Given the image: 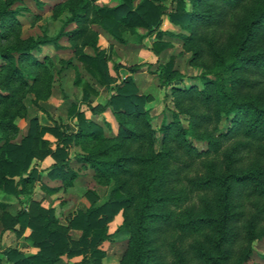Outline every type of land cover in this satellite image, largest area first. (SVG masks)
<instances>
[{
	"label": "trees",
	"instance_id": "16d2710c",
	"mask_svg": "<svg viewBox=\"0 0 264 264\" xmlns=\"http://www.w3.org/2000/svg\"><path fill=\"white\" fill-rule=\"evenodd\" d=\"M165 1L168 0H120L115 5L95 6L94 12L100 24L121 41L124 29L144 28L150 33L156 32V41L152 47L156 55L170 46L165 35L181 37L185 46L192 50L194 63L205 65L203 89L200 91L203 103L207 107L216 104V114L223 115L228 123L219 138L235 139L233 151L246 145L247 141L257 140L262 142L264 151V87L259 88L260 82L264 81V0H169L171 6H166ZM4 11H8L6 7ZM233 14H236L234 30L222 40L216 26ZM165 15L188 34L162 30ZM74 18L77 22H85L79 13H75ZM85 31L86 28H81L61 32L60 35L68 36L76 47V41L84 36ZM88 36L85 42H91L87 40ZM50 40L48 37L30 38L1 52L9 68L5 77L6 85L0 88V102L10 100L11 88L17 82L38 81V70L43 67V62L34 52ZM92 43L93 54L80 48L77 57L87 71L110 92L103 104L89 105V108L94 113L107 109L112 111L117 122L115 135L105 136L98 122L88 118L73 105L71 111L76 117L73 128L67 130L60 124L42 125L34 117L20 141H9L4 139V131L16 127L9 111H5L0 117V189L15 196L30 193L41 179L35 161L49 155L54 162L47 167L46 176L52 180L71 182L75 176L71 164L78 159L89 163L107 180H117V184L106 201L78 209L67 224L58 221L53 208H45L39 202H31L28 211L25 207L20 209L15 217L18 226H13V229L21 235L26 228H30L28 238L38 250L26 254L15 247L7 248L4 254L12 264H58L63 255L69 258L83 257L74 264H87L90 259L92 264H102L105 251L100 248V244L110 236L108 223L120 210L130 216L128 209L133 206V195L122 190L125 184V180L120 182L122 175L128 177L134 173L135 166L144 164L150 165V168L138 172L144 180L142 199L133 213L131 249L121 264H152L146 248L152 228L151 221L157 222L161 217H166L168 204L182 199L173 193H159V186L167 174L166 168L158 165L163 155L161 152L142 153L131 150L134 144L152 140L150 115L146 108L149 95L140 93L132 76L117 81L110 73L106 50L96 46V41ZM207 54L213 60L210 64L204 62ZM26 63L30 69L24 66ZM159 76L177 95L192 92V89L176 87L184 75L174 68L173 60L160 66ZM75 82L84 86L85 100L90 90L95 91L80 77ZM207 118L210 116L205 112L203 119ZM105 123L110 131H114L110 122ZM179 123L178 120L173 124L163 122L160 129L167 138H178L191 150L192 145L187 140L197 133L201 126L200 119L193 121L194 130L184 128ZM46 133L56 138L54 148L52 142L45 138ZM201 137L218 149L219 140L213 138L210 130L203 129ZM88 140H101L105 144L84 155L71 150L74 143H86ZM232 162L231 154H227V171L201 182L206 190L218 189L214 204L205 199L210 210L197 217L189 215L185 222L191 229L201 225L214 228V236L209 237L210 247L198 248L199 255L207 264H231L234 221L239 214L234 210L231 199L234 184L251 182L259 194L264 196V168L253 166L234 170ZM43 187L50 193L60 189V186ZM0 207L4 209L6 205L0 202ZM257 211L248 224L251 230L264 212V206L257 208ZM70 229L81 231L78 239L71 236Z\"/></svg>",
	"mask_w": 264,
	"mask_h": 264
},
{
	"label": "rangeland",
	"instance_id": "374dc122",
	"mask_svg": "<svg viewBox=\"0 0 264 264\" xmlns=\"http://www.w3.org/2000/svg\"><path fill=\"white\" fill-rule=\"evenodd\" d=\"M119 1L0 0V88L1 85H6L5 77L9 68L8 61L1 56L2 51L13 45H20L30 38H51L40 45V50L34 52L43 62V67L38 70V81L17 82L11 88L10 100L0 102V117L5 111H9L16 127L7 128L4 131V139L20 141L34 117H37L42 125L60 124L67 130L73 128L76 123V117L71 111L73 105L88 118L98 122L103 127L105 136L115 135L117 122L112 111L107 109L94 113L89 108V105L103 104L110 91L87 71L77 57V50L80 48L93 54L92 42L96 41V46L106 50L110 73L117 81L132 76L140 93L149 95L146 108L150 115L152 140L134 144L131 150L142 153L161 152L163 155L158 165L166 168L167 174L159 186V193H173L182 198L168 204L166 217H161L157 222L151 221L149 242L146 244L149 261L152 264H207L199 255L198 248L210 247L209 237L214 236V228L201 225L197 229H191L185 225L189 215L197 217L210 210L207 201L205 202L206 198L214 204L218 196V189L206 190L201 182L212 175L227 171V154H231V167L234 170L253 166L264 168L262 142L250 140L237 151H233L235 139L219 138L221 132L227 129L228 123L223 115L216 114V104L207 107L203 103L200 91L203 89L202 74L205 65L194 63L192 50L185 46L181 37L165 35V40L170 42V46L163 48L161 53L156 55L152 50L156 32L150 33L144 28L124 29L121 41L105 29L100 24L94 7L115 5ZM164 4L171 6L169 0ZM5 7L9 13L4 11ZM75 13L83 16L85 22H77ZM235 15L216 26L222 40L234 30ZM81 28H86V31L84 36L76 41V47L68 36L60 35L61 32ZM161 29L175 34H188L179 25L170 22L166 15L163 17ZM87 36V40L91 42H85ZM170 60H173L174 68L184 75L176 87L192 89V94L177 95L171 87L162 82L159 76L160 66ZM204 62L210 64L213 60L207 54ZM24 66L30 69L28 63ZM79 77L96 91L90 90L86 100L84 86L75 82ZM262 87L264 81L260 82L259 88ZM205 112L210 118L203 119ZM197 119L201 122L200 130L187 140L192 145V151L178 138H167L160 129L163 122L173 124L178 120L184 128L190 127L194 130L193 121ZM105 122H110L114 131H110ZM205 128L212 132L213 138L219 140L217 150L201 137ZM45 138H49L54 148V135L46 133ZM104 144L101 140H88L86 143H74L71 150L84 155ZM52 159V156H49L44 161H35L41 179L32 187L30 193L15 196L0 189V202L6 205L4 209L0 207V254L4 255L7 247L20 243L16 241L19 235L13 229V226H18L15 217L24 207L28 211L31 202H39L45 208H53L58 221L67 224L78 209H86L92 204L106 201L117 184V180H107L89 163L78 159L71 164L75 171L71 182L52 180L46 176ZM149 168L148 164L138 165L132 175H122L120 182L125 180L122 190L133 195V206L128 209L130 216L120 210L108 223L110 236L100 244V248L105 251L102 264H121L131 249L133 213L142 199L144 182L138 172ZM44 185L60 186V189L50 193ZM231 197L234 210L239 212L234 221L231 264H264V212L255 222L253 230L248 225L258 212L257 208L264 206V196L248 182L235 183ZM69 233L74 239H78L81 231L70 229ZM82 258L76 256L72 261L64 259L60 264H74ZM87 264H92L91 259Z\"/></svg>",
	"mask_w": 264,
	"mask_h": 264
},
{
	"label": "crops",
	"instance_id": "0c3cea01",
	"mask_svg": "<svg viewBox=\"0 0 264 264\" xmlns=\"http://www.w3.org/2000/svg\"><path fill=\"white\" fill-rule=\"evenodd\" d=\"M47 139H49V138H47ZM49 156H51V155H49ZM49 156H47V157H49ZM46 157V158H47ZM45 158V159H46ZM53 158V157H52ZM45 159H43V160H40V161H44ZM40 161H38V162H40ZM54 162V159H52V162L50 163V165L52 164ZM49 165V166H50ZM17 227V226H16ZM74 230V229H73ZM30 232H31V229L30 228H26L25 229V232H23L21 235H19V238H17V242L19 241L20 243L18 244V245H16V246H13V247H15V248H18V249H20L21 251H23L24 253H26V254H31V253H35V252H37V250H38V248L37 247H35L32 243H31V241H30V239L28 238V235L30 234ZM10 247V246H9ZM9 247H7V248H9ZM6 248V249H7ZM5 249V250H6ZM76 257H72V258H69L67 255H63L62 256V260L58 263V264H60L64 259L67 261V260H74ZM0 264H12L11 262H9L7 259H6V256H5V254L4 255H2V254H0Z\"/></svg>",
	"mask_w": 264,
	"mask_h": 264
}]
</instances>
